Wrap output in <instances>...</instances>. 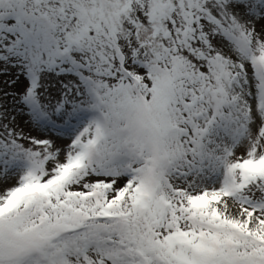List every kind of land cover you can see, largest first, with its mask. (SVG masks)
<instances>
[{
  "label": "snow or ice",
  "instance_id": "1",
  "mask_svg": "<svg viewBox=\"0 0 264 264\" xmlns=\"http://www.w3.org/2000/svg\"><path fill=\"white\" fill-rule=\"evenodd\" d=\"M0 264H264V0H0Z\"/></svg>",
  "mask_w": 264,
  "mask_h": 264
}]
</instances>
